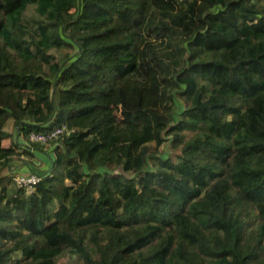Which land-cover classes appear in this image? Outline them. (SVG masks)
I'll list each match as a JSON object with an SVG mask.
<instances>
[{
  "label": "trees",
  "instance_id": "obj_1",
  "mask_svg": "<svg viewBox=\"0 0 264 264\" xmlns=\"http://www.w3.org/2000/svg\"><path fill=\"white\" fill-rule=\"evenodd\" d=\"M67 256L264 264V0H0V264Z\"/></svg>",
  "mask_w": 264,
  "mask_h": 264
},
{
  "label": "rangeland",
  "instance_id": "obj_2",
  "mask_svg": "<svg viewBox=\"0 0 264 264\" xmlns=\"http://www.w3.org/2000/svg\"><path fill=\"white\" fill-rule=\"evenodd\" d=\"M50 52L54 55L55 59L60 61L61 63L64 64L67 62L68 58L66 59V56L67 54H69L68 49L52 48L50 49ZM176 109L179 110L178 108ZM13 138L16 139V133L11 139ZM9 142H10V139L5 140L6 144H8ZM20 146L21 148L28 147L29 150L35 153V157L32 158L33 164L31 165L29 163L27 165L24 164L22 161H20V159L15 160L14 163L12 164L15 169L17 168L19 171L26 169L27 171H29V173L31 172L32 174H37V175L42 174L47 171L49 164H50V160H51L50 158L52 156L51 144L49 143L39 144L37 149L35 147H32L30 144H26V143H22V145ZM22 156L26 161L31 160V157L27 154H24ZM16 174H22V173L20 172ZM74 261H75L74 257L67 256L65 258L60 259L57 264H74Z\"/></svg>",
  "mask_w": 264,
  "mask_h": 264
},
{
  "label": "built area",
  "instance_id": "obj_3",
  "mask_svg": "<svg viewBox=\"0 0 264 264\" xmlns=\"http://www.w3.org/2000/svg\"><path fill=\"white\" fill-rule=\"evenodd\" d=\"M63 132H67V128L65 125H61L46 132H32L28 135L25 143H48L57 138ZM13 180L17 188H23L26 193H31L34 190L37 182L40 180V177L39 175L32 173L16 174Z\"/></svg>",
  "mask_w": 264,
  "mask_h": 264
},
{
  "label": "crops",
  "instance_id": "obj_4",
  "mask_svg": "<svg viewBox=\"0 0 264 264\" xmlns=\"http://www.w3.org/2000/svg\"><path fill=\"white\" fill-rule=\"evenodd\" d=\"M4 142V144H6L5 143V141H3ZM24 170V169H23ZM23 170H21V171H19L17 168L15 169L14 167L11 169V171L12 172H15V173H22V174H27V173H23ZM48 170V169H47ZM24 172H27V170H24ZM29 172V171H28Z\"/></svg>",
  "mask_w": 264,
  "mask_h": 264
}]
</instances>
